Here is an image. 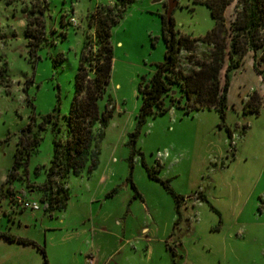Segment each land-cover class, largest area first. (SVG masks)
Listing matches in <instances>:
<instances>
[{
    "label": "rangeland",
    "instance_id": "rangeland-1",
    "mask_svg": "<svg viewBox=\"0 0 264 264\" xmlns=\"http://www.w3.org/2000/svg\"><path fill=\"white\" fill-rule=\"evenodd\" d=\"M167 1L134 0L110 29L109 82L97 105L102 112L109 98L113 111L102 138L95 142L97 165L89 174L85 168L79 176L53 178L55 187L67 189L68 199L64 213L56 212L49 223L56 225L61 217L69 224L77 223V233H85L86 219L92 218L94 231L116 232L125 228L124 240L138 235L142 227L146 228L143 235L150 240L169 236L171 219L176 217L173 201L158 182L147 176L143 164L154 168L157 178L166 180L175 194L184 197L173 237L185 245L184 257L189 264H264V208L259 204L264 193V81L261 79H264V60L258 61V75L250 65L251 53H247L243 66L229 74L223 120L214 110L184 114L172 107L161 115H148L144 123L138 124L139 83L149 79L155 65L163 60L160 15L165 14ZM46 2L44 40L36 56H30L21 4L0 0V177L11 168L20 130L33 118L31 132L38 133L39 142L28 161L27 179L13 182L11 188L22 197H37L40 208V185L52 155L53 136L51 124L43 122L44 117L58 107L57 138L63 141L64 116L68 115L74 94L80 56L87 40L92 46L95 41L89 16L98 8L111 6L115 0ZM233 5L234 1L224 11L226 25L233 20ZM170 18L176 34L194 38L213 27L208 9L198 0H176ZM205 49L198 45L195 55L202 57ZM262 50L264 47L256 53L257 58ZM185 58L186 53L182 52L179 67L187 72L190 66ZM223 73L224 67L221 81ZM172 90L171 96L179 98L180 93L175 88ZM252 93L253 103L258 101L259 106L256 112L243 113V105ZM179 102L183 105L184 100L179 98ZM42 122L46 128L37 132ZM226 128L232 135L230 146ZM98 131L96 123L93 132ZM134 133L135 141L131 144ZM128 179L139 198L132 197ZM115 186L119 188L117 194L104 199L105 193ZM198 194L207 202L199 200ZM0 207L4 208V203ZM19 212L16 219L31 225L23 229L15 222L13 229L40 239V228L32 226L33 215L41 216L46 222L47 218L40 211ZM1 224L4 227V221ZM56 236L52 233L46 236L49 252L53 249L51 240ZM66 236L68 252L70 241L80 236L72 240L70 234ZM83 240L81 249L95 261L104 258L110 248V238L107 244L100 240L89 243L85 233ZM128 248L130 264L159 262L156 255L151 260L144 257L134 240Z\"/></svg>",
    "mask_w": 264,
    "mask_h": 264
},
{
    "label": "trees",
    "instance_id": "trees-1",
    "mask_svg": "<svg viewBox=\"0 0 264 264\" xmlns=\"http://www.w3.org/2000/svg\"><path fill=\"white\" fill-rule=\"evenodd\" d=\"M6 1L21 4V12L26 21L24 36L27 39L28 53L30 56H36V51L44 40L43 19L47 10L46 0ZM133 1L115 0L111 6L98 8L89 16V21L94 27L95 41L92 46L87 40L80 56L75 73L74 94L68 115L64 116L63 141L57 138L60 132L58 107L55 106L51 113L44 117L43 122L51 124L53 134L52 155L40 185L41 207L46 214L63 210L68 199L67 189L61 186L55 187L54 177L64 180L68 174L79 176L85 168L86 173L89 174L97 165L98 150L95 142L99 137L102 138L103 129L113 111L109 98L105 101L102 112L97 105L103 98L109 82L112 61L110 29L122 19L126 8ZM233 1V20L226 25L224 11ZM198 3L208 9L213 20V27L201 37L176 34L173 31L171 18L167 19L165 14L160 15V35L165 48L163 60L155 65V70L149 79L139 83L140 106L136 116L138 124L144 123L146 116L161 115L172 107L181 109L184 114L193 110H214L223 120L227 108L229 74L243 66V58L247 53H251L253 71L260 75L257 65L258 61L264 60V50L258 58L256 53L264 47V0H198ZM198 45L206 48V53L202 57L195 55ZM92 47H95L94 50ZM182 52L186 53L185 60L190 66L187 72L179 67V56ZM223 67V81H221ZM261 79L264 81L263 78ZM172 88L180 93L179 98L184 100L183 105H180L179 98L174 99L171 96ZM254 95L252 93L244 103L243 113L246 110L256 112L259 102L253 103ZM43 122L37 132L46 128ZM96 123L99 126L97 134L93 132ZM33 125L32 118L31 122L19 132L11 168L0 185V199L5 196L4 188L5 194L15 196L11 184L21 178L27 179L28 161L39 142L38 133L31 132ZM226 131L230 146L232 135L227 128ZM135 135L136 133L131 136V144L135 141ZM142 166L147 176L158 182L172 199L176 215L172 230H176L179 224V206L184 197L175 194L166 180L157 178L154 168H148L143 164ZM128 182L133 191L132 197L139 198L130 179ZM116 192V188L112 189L105 197L110 198ZM197 198L207 202L203 195L198 194ZM259 204L264 208V193L259 199ZM0 237L17 244L33 245L41 254L43 263L48 264L43 245H37L6 232H0ZM169 254L175 262L177 256L173 247L169 248Z\"/></svg>",
    "mask_w": 264,
    "mask_h": 264
},
{
    "label": "crops",
    "instance_id": "crops-1",
    "mask_svg": "<svg viewBox=\"0 0 264 264\" xmlns=\"http://www.w3.org/2000/svg\"><path fill=\"white\" fill-rule=\"evenodd\" d=\"M5 178H6V173L2 177H0V185L3 183ZM115 188L117 189V192H118L119 188L117 186L111 188L108 192H110L112 189H115ZM12 191L14 194L21 196L20 192H17V191L15 192L14 189H12ZM117 192L113 196H115ZM107 193H105V195ZM105 195H104V199H107ZM15 196L5 194V196L0 199V203H4L5 205L4 207L5 212H3L4 208L0 207V232L10 233L14 235L15 237L27 239L37 245H43L44 250L46 247L45 255H46L48 264H130L129 259H128L129 258L128 253H130V250L128 248V245L131 243L132 240H134L135 243H138V245L140 246L141 253L143 254L144 257H147V259L151 260L152 255H156L159 260L157 264H167V261L169 264H189L187 262V258L184 257L186 256L184 255L186 254L185 252L186 249L184 248L185 245H183L182 242H179L177 239H175V237H173V233L175 230H172V228H171L172 233L170 232L169 236L165 235L161 238H158V240H150L149 238L145 236V234L143 235V233H145L146 231V228L144 227L140 229V232H139L140 235L139 234L134 235L132 238L124 240V236H126L125 228L118 229V231L116 232L112 230L106 231V232L101 231V230L94 231L92 228V222L94 221V219L88 218L86 219V226L84 228L86 229L85 233L87 236V241L89 243H91L93 240H96V241L100 240L101 243L107 244V241H108L107 239L110 238V243H109L110 248L109 250H107L104 258H101L98 261H95L94 257L87 255L81 249V246H83L84 244L83 238L85 236V233L84 232L77 233V227H76L77 223L69 224L68 222H66L65 219L61 217L60 219H58L56 225L54 224L51 225L49 223L51 219L54 217L56 212L59 214L64 213L65 208L61 211H54L50 214L44 213L42 211V208H39L37 210L42 213V216L47 218V222H46V220L41 218V216L33 215L34 224L32 226L34 228L35 227L40 228L39 230V232L41 233L40 239H35V238L30 237L29 235L21 234L18 231H15L13 229V225L15 224V222L17 223V226L22 225L23 229L29 228L31 224H27V225L22 224L19 221V219H16L18 218L17 216L21 213L19 211L23 209L13 207V201H14ZM22 198L25 200L35 201L39 203L37 200V197L34 199L33 198L29 199V197H22ZM37 211H34V212H37ZM122 215H123V221H124L125 213ZM175 219L173 220V217H172L171 221L174 222ZM3 221L5 223L4 227L1 224V222ZM82 224L84 225L83 222ZM107 230H108V227H107ZM63 232L64 234H62ZM49 233L56 234V235L58 234L55 240H51L52 242L51 248L53 247V249L50 252L48 250V244H47V239H46V236ZM65 233H68V234H65ZM69 234L71 235L69 236L71 237L70 238L71 240L74 237L78 238V236H80V238L76 239L75 241L74 240L70 241V245L68 247V252H67V247H66L64 240L68 237L66 235H69ZM96 236H99L100 238L98 239V237L96 238ZM43 238L45 240V245L43 242L44 240L41 243V240ZM171 238H174V240L171 241ZM170 247H173L175 250V254L177 256L175 262H173V260L170 257V254H169ZM178 248H179V251H178ZM134 251L135 250L133 249V252H132L133 254H135ZM67 256L74 257V259L70 261L69 258H67ZM117 256L118 258H115ZM187 257H188V254H187ZM0 264H44V263H43L41 254L33 245L17 244L16 242H9L3 237H0Z\"/></svg>",
    "mask_w": 264,
    "mask_h": 264
},
{
    "label": "built area",
    "instance_id": "built-area-1",
    "mask_svg": "<svg viewBox=\"0 0 264 264\" xmlns=\"http://www.w3.org/2000/svg\"><path fill=\"white\" fill-rule=\"evenodd\" d=\"M13 207L23 210H29L31 212L37 211L40 208L39 203L35 201L25 200L20 195H16L14 197Z\"/></svg>",
    "mask_w": 264,
    "mask_h": 264
},
{
    "label": "water",
    "instance_id": "water-1",
    "mask_svg": "<svg viewBox=\"0 0 264 264\" xmlns=\"http://www.w3.org/2000/svg\"><path fill=\"white\" fill-rule=\"evenodd\" d=\"M175 5H176V0H168L167 1L166 11H165V15H166L167 19H169L171 11L175 7Z\"/></svg>",
    "mask_w": 264,
    "mask_h": 264
}]
</instances>
